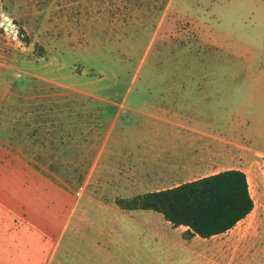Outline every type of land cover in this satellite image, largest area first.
<instances>
[{
	"label": "rangeland",
	"instance_id": "1",
	"mask_svg": "<svg viewBox=\"0 0 264 264\" xmlns=\"http://www.w3.org/2000/svg\"><path fill=\"white\" fill-rule=\"evenodd\" d=\"M0 1V264H203L180 248L176 228L169 241L139 244L128 262L121 249L93 247L83 217L116 215L112 198L123 193L82 196V158L53 143L67 138L57 129L81 117L85 101H152L180 84L217 90L220 129L264 150V0ZM263 166V153L243 164L253 195ZM257 206L235 229L254 224L256 247ZM259 251L235 264H264Z\"/></svg>",
	"mask_w": 264,
	"mask_h": 264
},
{
	"label": "crops",
	"instance_id": "2",
	"mask_svg": "<svg viewBox=\"0 0 264 264\" xmlns=\"http://www.w3.org/2000/svg\"><path fill=\"white\" fill-rule=\"evenodd\" d=\"M165 88L161 91L168 94L152 101L128 102L126 98L85 101L82 116L66 117V122L57 129L66 133L67 138L54 139L52 150L72 151L75 152L72 157L83 160L82 196L89 188L123 193L112 198L120 209L116 211L110 206L116 215L104 219L83 217L84 228L97 237L91 245L100 247L103 243L107 253L110 247L121 249L127 254L128 262L139 244L146 247L154 239L169 241L171 228H176L175 233L184 240L180 241V248L196 263L235 264L236 257L241 255L248 257L252 251L259 250L264 253L261 249L264 236L258 239L256 247L255 238L248 233L250 227L256 229L254 224L235 230L256 211L257 199L260 206L264 205V166L252 176L257 197L253 211L230 230L210 238L198 235L185 238L187 226L176 227L161 213L125 210L117 205L119 197L170 189L229 169L245 171L243 164L252 154H264V150L246 145L245 138L236 136L233 127L220 129L221 120L216 111L219 105L213 101V92L217 90L180 84ZM108 108L116 110L108 116ZM61 141H65L64 145ZM249 183L252 193L250 180ZM72 210L66 228L74 222L76 210ZM248 259L241 263L248 264Z\"/></svg>",
	"mask_w": 264,
	"mask_h": 264
},
{
	"label": "trees",
	"instance_id": "3",
	"mask_svg": "<svg viewBox=\"0 0 264 264\" xmlns=\"http://www.w3.org/2000/svg\"><path fill=\"white\" fill-rule=\"evenodd\" d=\"M116 203L125 210H152L176 227L187 226L185 238L224 233L255 207L248 175L241 169L225 170L166 190L119 197Z\"/></svg>",
	"mask_w": 264,
	"mask_h": 264
},
{
	"label": "water",
	"instance_id": "4",
	"mask_svg": "<svg viewBox=\"0 0 264 264\" xmlns=\"http://www.w3.org/2000/svg\"><path fill=\"white\" fill-rule=\"evenodd\" d=\"M4 23H5L6 26L9 27V23L7 22V19L4 20Z\"/></svg>",
	"mask_w": 264,
	"mask_h": 264
},
{
	"label": "built area",
	"instance_id": "5",
	"mask_svg": "<svg viewBox=\"0 0 264 264\" xmlns=\"http://www.w3.org/2000/svg\"><path fill=\"white\" fill-rule=\"evenodd\" d=\"M0 5H1V1H0Z\"/></svg>",
	"mask_w": 264,
	"mask_h": 264
}]
</instances>
